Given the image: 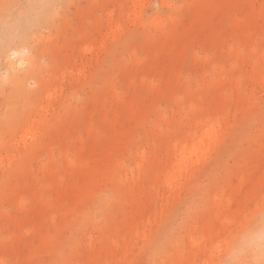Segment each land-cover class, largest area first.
<instances>
[{
  "label": "rangeland",
  "instance_id": "1",
  "mask_svg": "<svg viewBox=\"0 0 264 264\" xmlns=\"http://www.w3.org/2000/svg\"><path fill=\"white\" fill-rule=\"evenodd\" d=\"M200 1L59 3L52 21L42 23L32 38L27 36L24 45L27 50L20 51L14 59L1 60L0 184L7 182L8 177L12 181L6 183L0 194V264H131L141 254L140 239L131 227H139L142 220L132 216L127 208L129 202L121 200L114 180L124 188L135 187L137 191L158 195V202L150 203L152 215L160 210L168 214L185 212L184 199L164 204L167 193L152 176L163 177V171L157 167L164 161L159 157L164 144L171 146L180 138L183 123L205 118L218 94L228 97L223 107L229 108V116L262 97V134L253 137V143L262 144V153L259 150L245 153L241 169L236 170V175L242 173L246 180L249 172L259 173L262 165V187L241 195L232 180L221 174L217 192L222 196L228 194L230 201L234 194L240 195L237 207L243 214L229 213L232 227L214 237L209 252L200 256L196 264H216L222 260L247 221L246 215H254L261 205L264 209V67L260 50L264 33L259 35L262 42L256 43V49L239 44L234 49L223 40L219 44L220 53L218 45H212L206 52L201 44L195 47V55L190 40H185L184 52L174 61L164 85L162 75L147 73L146 61L141 57L146 48L156 46L155 42L147 41L146 34L154 37L172 33L174 27L181 28V24L174 23L186 17L189 3H196V13H202ZM237 15L243 17L241 11ZM96 23L99 29L95 31ZM227 25L224 20L220 29L226 30ZM81 27L83 32H79ZM200 34L209 37L211 27H201ZM126 37L140 58L138 62L130 59ZM118 51L123 53L121 61L116 55ZM14 60L22 62L17 64ZM232 64L241 73L239 79L231 76ZM155 77L159 93L151 87L157 85ZM219 81L235 86H220ZM19 82L28 88V94L16 93ZM124 101H130L139 112H131ZM227 111L221 112L225 119ZM229 118V123L235 124ZM46 132L48 140L43 137ZM35 143L41 149L28 155L29 147ZM118 145L123 152L116 150ZM222 152L201 154L194 160L193 173L200 177L206 174ZM110 159H116L117 164L112 182L100 185L97 199L85 200L84 206L91 214L78 223L71 211L91 183V175L82 167L94 163V169H98ZM251 162L257 167L250 168ZM226 163L231 166L232 158L227 157ZM191 178L177 197L189 195L196 184ZM216 181L210 177L204 184ZM104 199L107 203L102 210L97 202ZM208 204L199 209L195 224L194 221L189 224L199 238L204 233L201 223L205 218L213 223ZM181 217L187 221L185 214ZM65 223L69 224L65 236L71 235L73 239L71 249L63 254L50 250L36 259L41 240L56 234ZM151 225L163 228L165 221ZM183 229L182 226L176 235V251L185 250L189 243ZM152 264H162V258L155 257Z\"/></svg>",
  "mask_w": 264,
  "mask_h": 264
},
{
  "label": "bare ground",
  "instance_id": "2",
  "mask_svg": "<svg viewBox=\"0 0 264 264\" xmlns=\"http://www.w3.org/2000/svg\"><path fill=\"white\" fill-rule=\"evenodd\" d=\"M59 3L74 4V0H0V62L6 58L14 59L20 51L27 50V47L24 46L27 36L32 38L35 32L41 28L42 23L52 21L56 6ZM196 5V3H189V11L186 17L174 23L175 26L181 24V28L174 27L172 33H163L154 37L145 35L147 41L155 42L156 46L152 49L146 48L141 53V57L146 61L147 73L152 71L162 75L161 85L168 82L174 61L181 58L185 40H190L194 53L195 47L201 44L205 46L206 52L212 45H218L217 49L220 53L219 44L223 40L230 42L234 49L238 44L241 47L253 46V49H256V43L261 40L259 35L264 33V0H201L202 13L200 14L196 13ZM237 11H241L243 17L240 18ZM155 19L164 22V19L158 17ZM224 20L227 21L228 25L226 30H221L220 24ZM206 25L212 29V35L209 37L200 34V28ZM93 26L95 31L99 29L97 23ZM79 32H83V27L79 29ZM41 36L45 37V34L41 33ZM87 38L90 39L91 36H87ZM125 43L130 46L128 53L130 59L138 62L140 58L133 51L130 39L126 37ZM260 50L262 52V66L264 67V42L261 43ZM122 54L121 51L116 53L120 61ZM195 55L197 54L195 53ZM14 62L20 64L22 60H14ZM177 68L175 66V70H178ZM29 72H31V68H29ZM139 74H141L140 76L144 75V73ZM231 76L234 79L241 77L240 71L234 67V64L231 67ZM9 80H11L10 77ZM155 81L157 85H151V87L159 93L160 87L156 77ZM218 84L229 88L235 86L228 81H219ZM260 88L262 89V82ZM16 93L24 96L29 92L28 88L19 82L16 86ZM227 98L225 95L218 94L210 113L205 118L193 119L188 123H183L180 138L176 139L171 146L165 143L162 155L159 154V157L162 156L161 159L164 158V161L156 167L163 171V177L152 176V178L161 182L167 193L164 204L171 200L178 203L184 199L183 211L185 212L168 214V212L160 210L152 215L150 203L151 201L158 202V195L148 191H137L135 187L124 188L114 180V188L120 193L121 200L124 199L129 202L127 208L132 216L142 220L139 222V227H131L141 242V254L134 257L131 264H142L143 262L152 264V260L157 256L162 258V264H196L200 256L207 254L214 237L224 234L232 227V217L229 213H235L237 216L243 214L237 207L240 195L237 197L234 194L233 201H230L228 194L225 193L222 196L217 192L218 180L222 173L232 180L235 190L240 191L241 195L245 192L261 189L262 165L259 173L249 172L245 176L246 180H243L242 173L236 175V170L241 169V158L245 153L258 150L262 153V144L253 143V137L262 134V97L254 99L247 106L240 108L238 113L230 115L235 124L229 123L231 119L229 118V108L223 107ZM124 103L131 112H139L130 101H124ZM217 104H220L221 108L217 107ZM223 109L228 110L226 112L227 119L221 115ZM43 137L48 140L49 133H44ZM41 147L35 143L29 147L27 154H37ZM168 149H171V154H168ZM116 150L124 151L121 145H118ZM217 151L223 152L213 162L209 171L201 176L206 177V179L201 180L200 175L193 173L194 160L206 152L215 153ZM227 157L233 160L231 166L227 163L224 164ZM93 164H86L82 167L91 175V183L89 187L84 189L71 211L72 217L77 219L78 223L84 222L91 214V211L84 206L85 200L88 198L97 199V189L102 184L112 182V172L117 165L116 159L107 160V163L101 164L98 169H94ZM249 166L250 168L257 167L253 162ZM191 176H193L196 184L189 190V195L185 198L177 197L184 186L190 182ZM210 177L216 178L217 181L206 186L204 181ZM7 180V182L12 181L10 177ZM7 182L0 184V194L3 193ZM106 201L107 199L99 200L97 202L98 207L103 210ZM209 202L210 204H208ZM206 204L212 206L208 207V210L213 217V223H208L207 217L205 218V221L201 223L204 233L199 238L193 234L190 228L192 224H189L197 218L199 209ZM183 214L186 215L187 221L186 219L182 220ZM246 216L248 219L241 226L230 249L224 258L216 264H264V209L262 210V205L257 213ZM163 220L165 221L163 228H155L151 225ZM181 220L182 222H180ZM68 225L67 223L63 224L56 234L41 240L36 252L38 254L36 259H40L45 252L50 250H58L63 254L66 249H71L73 245L72 236H65V231L69 230ZM182 226L189 243L185 250L176 251L174 243L178 230ZM123 252L127 254L128 250ZM170 255H172V259H170Z\"/></svg>",
  "mask_w": 264,
  "mask_h": 264
}]
</instances>
